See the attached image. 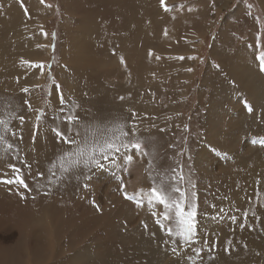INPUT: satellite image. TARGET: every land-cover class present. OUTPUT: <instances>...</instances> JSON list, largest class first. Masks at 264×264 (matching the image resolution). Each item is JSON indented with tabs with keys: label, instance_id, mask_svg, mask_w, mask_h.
<instances>
[{
	"label": "rangeland",
	"instance_id": "1",
	"mask_svg": "<svg viewBox=\"0 0 264 264\" xmlns=\"http://www.w3.org/2000/svg\"><path fill=\"white\" fill-rule=\"evenodd\" d=\"M92 1L0 0V179L14 165L27 185L0 182V264H209L247 248L264 264V238L247 246L241 226L264 188V0ZM117 125L140 152L73 163L103 139L91 132ZM173 169L195 207L194 242L168 235L162 205L136 203Z\"/></svg>",
	"mask_w": 264,
	"mask_h": 264
},
{
	"label": "snow or ice",
	"instance_id": "2",
	"mask_svg": "<svg viewBox=\"0 0 264 264\" xmlns=\"http://www.w3.org/2000/svg\"><path fill=\"white\" fill-rule=\"evenodd\" d=\"M161 4H164V0H161ZM165 10H167V8H165ZM256 59L259 62L261 71H264V51L259 52ZM56 87L58 88L59 85H56ZM25 91H27V89H25ZM60 103H64L62 96L60 97ZM17 119L23 122V117H17ZM37 119L39 120L40 117L38 116ZM77 119L78 118L68 116L66 117V122L71 124ZM0 126H3V130L5 132L9 130L7 121L0 120ZM98 134L103 138L102 140L96 139L91 147H77L74 153L68 154L69 156L74 155L76 157L73 162L76 166L83 164L86 168L90 166L100 167L101 159L107 160L115 153H119L121 149L126 150V152L132 150L140 152L141 150L142 145L140 142L135 140V132L131 130L126 131L124 125L114 126L108 129L107 132L103 130H99V133L97 131L91 132V135L94 138L97 137ZM12 135L15 136V133ZM56 135L64 139V133L56 131ZM3 140L4 137L0 136V141ZM124 140H127L128 142L125 143ZM64 142L69 144L74 143L71 139H64ZM259 143L264 145V139H261ZM10 148L11 145L9 144L7 145V148H5V151ZM127 160L131 162L133 160V156L127 155ZM11 167L13 169L14 176L12 178L0 179V182L8 184L17 183L22 187L27 188L24 180L19 175V169L15 168L14 165ZM172 172L173 174L169 177H161L159 184H157L153 178L152 187L149 190L141 189L140 193L137 194L139 199H137L136 203L137 206H142L145 201L149 204L162 205L164 208V212L162 213L164 220L171 219L175 224L174 229H168V235H175L186 243L190 241L194 242L196 238L195 207L192 206L191 210H187L189 207V197L187 190L182 187V185L186 182L183 171L173 169ZM187 183L191 182L187 181ZM125 198L132 199V197L127 194H125ZM233 219L235 218L233 217ZM157 223L161 222L157 221ZM173 243H175V241H173ZM173 251H175V249H173ZM194 251L198 252V250Z\"/></svg>",
	"mask_w": 264,
	"mask_h": 264
},
{
	"label": "bare ground",
	"instance_id": "3",
	"mask_svg": "<svg viewBox=\"0 0 264 264\" xmlns=\"http://www.w3.org/2000/svg\"><path fill=\"white\" fill-rule=\"evenodd\" d=\"M94 1V0H93ZM92 1V2H93ZM102 1V0H101ZM121 0H103V2H106V3H110L109 5H112V4H120L121 2H120ZM128 2H130V1H128ZM95 3H97L96 1H95ZM94 4V3H93ZM105 4V3H104ZM141 4V3H140ZM126 5V4H125ZM139 5V4H138ZM123 7V6H122ZM132 8V7H131ZM137 10L138 11H141L140 9H138L137 8ZM146 11V10H145ZM144 11V12H145ZM87 13V14H86ZM85 14V16L86 17H88L87 15L88 14H90V13H88V11L86 12ZM92 13V12H91ZM120 13H121V11H120ZM138 13V12H137ZM17 16H16V19H18L19 18V16H18V13L16 14ZM93 15V14H92ZM84 16V15H83ZM83 16H81V17H83ZM121 16H122V14H121ZM120 17V16H119ZM125 17V16H124ZM140 17H143V16H141L140 15ZM77 18V17H76ZM89 18V17H88ZM88 18H87V21H88ZM91 19L92 18H90V20H89V22L91 21ZM128 19V18H127ZM79 19H77V21H78ZM82 20V19H81ZM140 20V19H139ZM76 21V23H72V25H75V24H77V25H79V24H81L82 22H85V19L83 20V21H80L81 23H79V22H77ZM86 21V22H87ZM89 22H87L86 23V27L84 26V24L82 23V29L83 30H85V29H89L90 28V26H92L91 24H89ZM126 22V21H125ZM136 22V21H135ZM139 22V21H138ZM79 23V24H78ZM92 23V22H91ZM121 23H122V21H121ZM137 23V22H136ZM202 23H204V22H202ZM206 23V22H205ZM95 24V23H94ZM120 24V23H119ZM145 24V23H144ZM143 24V25H144ZM96 25H98L97 24V21H96ZM121 25V24H120ZM124 25V24H123ZM98 27V26H97ZM121 27H123V26H121ZM142 27V26H141ZM94 28H96V27H94ZM140 28V27H139ZM6 29V28H5ZM133 29V28H132ZM92 30H94V29H92ZM126 30V29H125ZM140 30V29H139ZM152 30V29H151ZM88 31V30H87ZM91 31V30H90ZM123 31H124V29H123ZM131 31V30H130ZM134 31H135V29H134ZM141 33H142V28H141ZM146 31V30H145ZM75 32H77V31H75ZM136 32V31H135ZM143 32H144V30H143ZM147 32V31H146ZM78 33V32H77ZM93 33H94V31H93ZM125 33H127L126 31H125ZM125 33H123V34H125ZM75 34V33H74ZM90 34V33H89ZM128 34V33H127ZM136 34V33H135ZM144 34V33H143ZM78 35H80V34H78ZM78 35H77V37H78ZM82 35V34H81ZM95 35H96V33H95ZM96 37H97V35H96ZM138 37H139V35H138ZM82 38H83V35H82ZM117 38V37H116ZM135 38H137L136 37V35H135ZM142 38V37H141ZM141 38H139V39H141ZM87 39V38H86ZM130 39V38H129ZM134 39V38H133ZM133 39H131L132 41H133ZM77 40H78V38H77ZM76 40V42H78ZM83 40H84V38H83ZM83 40H82V42H83ZM108 40V39H107ZM135 40V39H134ZM95 41V40H94ZM138 41V40H137ZM127 42H128V37H127ZM127 42H125V44H127ZM79 43V42H78ZM77 43V45L79 46V44ZM92 43V42H91ZM129 43H130V41H129ZM76 44V43H75ZM75 44H73V45H75ZM72 45V46H73ZM81 45V44H80ZM91 45V44H90ZM71 46V47H72ZM84 46H86V45H84ZM138 46V45H137ZM76 47V46H75ZM87 47V46H86ZM85 48V47H84ZM92 48V47H91ZM88 49H90L89 47H88ZM92 50V49H91ZM90 50V51H91ZM98 50V49H97ZM78 51V54H79V56L80 55H82V52L84 53V51H80V49H78L77 50ZM89 51V50H88ZM87 51V52H88ZM74 52V53H73ZM71 53H73V54H75L74 56L76 57L78 54H77V52H76V50L75 51H71ZM98 53V52H97ZM97 53H95V55H93V56H91V57H88L89 58V61H90V64L93 66V64H92V62L93 61H98V59H97V56H101L100 54H98L97 55ZM136 53V52H135ZM90 54V53H89ZM72 55V54H71ZM91 55V54H90ZM87 56V55H86ZM85 56V57H86ZM73 57V56H72ZM109 57V56H108ZM102 58V57H101ZM104 58V57H103ZM105 58H107V57H105ZM75 59V58H74ZM80 61H82V58H80L79 59ZM112 60V59H111ZM100 61V60H99ZM98 61V64L100 65V62ZM139 62V61H138ZM97 64V65H98ZM81 65V64H80ZM88 65V60H86L85 61V63H84V61H83V65H82V67H84V66H87ZM89 66V65H88ZM102 68V67H101ZM93 70H94V67H93ZM95 71V70H94ZM93 71V72H94ZM246 75H249V74H246ZM250 75H252V74H250ZM10 76V75H9ZM255 92L256 93H258L259 92V90L258 89H255ZM85 99V98H84ZM257 149V148H256ZM258 158V157H257ZM243 159V158H242ZM253 165V164H252ZM246 184V183H245ZM242 186V185H241ZM244 186V185H243ZM263 187H264V184L262 185ZM262 187V188H263ZM241 189V188H240ZM251 190V189H250ZM258 190V189H257ZM248 193V192H247ZM246 193V194H247ZM256 199H255V203H254V206H253V208L251 209V211L249 210V212L250 213H252V215L250 216V219H249V222H248V224L247 225H241L243 228H244V231H243V233H244V235H243V237H245V240H244V238H243V241H244V243H249L247 246H255V245H257L258 247H260V244H261V240H262V238H264V188H263V190H258L257 191V193H256ZM241 198V197H240ZM243 198V197H242ZM251 200H252V198H251ZM239 201V200H238ZM245 202H246V204H245ZM247 202H248V199L247 198H244V202L242 201V203L240 202L239 204H241V206H244L245 207V205H247ZM247 207H248V205H247ZM210 219V218H209ZM204 220H206V218L204 219ZM211 220V219H210ZM207 221V220H206ZM205 221V222H206ZM209 221V220H208ZM221 221V220H220ZM203 222V221H202ZM205 222H203V223H205ZM211 222V221H210ZM213 222V221H212ZM217 222V221H216ZM255 222H257L256 224H255ZM202 223V224H203ZM215 223V222H214ZM205 225V224H204ZM218 225H219V230H220V232L221 233H223V234H226V235H224L223 237L224 238H227L228 240L229 239H231L229 242L230 243H232L233 242V236H234V233H232V232H230V228H231V225L230 224H228L226 221H221L220 223H218ZM215 226V225H214ZM213 226V227H214ZM240 226V224H237V229H238V227ZM258 227V229H260L259 231L257 230V232H255V231H251V230H249V227H251V228H256V227ZM217 227V226H216ZM215 227V228H216ZM204 229V228H203ZM207 229V228H206ZM213 229V228H212ZM211 229V230H212ZM205 230V229H204ZM209 230V229H208ZM217 231V230H216ZM202 232H203V230H202ZM206 232H208V231H206ZM204 233V232H203ZM209 233H210V231H209ZM216 233H219V232H216ZM208 234V233H207ZM200 235V234H199ZM217 235V234H216ZM201 236V235H200ZM211 236V235H210ZM197 237V236H196ZM202 237V236H201ZM215 238V237H214ZM203 239V238H202ZM218 239H221V237H218ZM203 241V240H202ZM214 241V240H213ZM204 242V241H203ZM228 242V243H229ZM263 244V243H262ZM206 246V245H205ZM205 246H204V249H205ZM256 247V246H255ZM182 249V248H181ZM216 249V248H215ZM180 251V250H179ZM252 251L253 250H249L248 248L246 249V251H244V250H242L241 252L240 251H236V252H234L233 250H230V253H229V255L228 256H226V255H224V257L222 258V259H219L218 260V258L216 259L217 261L216 262H213V260H212V262L213 263H209V264H258L259 262L257 261L258 259H256V257L254 256L255 255V253H252ZM181 253V252H180ZM183 253H184V251H183ZM183 253H182V255H183ZM202 253V252H201ZM178 254V253H177ZM239 254V256H238V258H237V255ZM159 255H162V254H159ZM203 255V254H202ZM201 255V256H202ZM175 256V255H174ZM184 256V255H183ZM219 256V255H218ZM174 260V259H173ZM177 260V259H176ZM223 261H225V262H223ZM179 262V261H178ZM175 264V263H174ZM201 264H204V263H201Z\"/></svg>",
	"mask_w": 264,
	"mask_h": 264
},
{
	"label": "crops",
	"instance_id": "4",
	"mask_svg": "<svg viewBox=\"0 0 264 264\" xmlns=\"http://www.w3.org/2000/svg\"><path fill=\"white\" fill-rule=\"evenodd\" d=\"M124 1H125V2H128V1H130V2H131V1H132V2H133V4L135 5L134 7H137V6H136V3L134 2V0H124ZM109 4H110V3H109ZM165 8H167V7H165Z\"/></svg>",
	"mask_w": 264,
	"mask_h": 264
}]
</instances>
